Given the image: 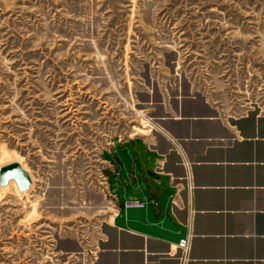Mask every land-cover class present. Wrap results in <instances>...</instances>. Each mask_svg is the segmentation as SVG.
Wrapping results in <instances>:
<instances>
[{
  "label": "rangeland",
  "instance_id": "rangeland-1",
  "mask_svg": "<svg viewBox=\"0 0 264 264\" xmlns=\"http://www.w3.org/2000/svg\"><path fill=\"white\" fill-rule=\"evenodd\" d=\"M190 95L264 116V0H0V264H95L109 141Z\"/></svg>",
  "mask_w": 264,
  "mask_h": 264
},
{
  "label": "crops",
  "instance_id": "crops-1",
  "mask_svg": "<svg viewBox=\"0 0 264 264\" xmlns=\"http://www.w3.org/2000/svg\"><path fill=\"white\" fill-rule=\"evenodd\" d=\"M187 98L151 133L109 141L115 208L95 264H264V116Z\"/></svg>",
  "mask_w": 264,
  "mask_h": 264
},
{
  "label": "water",
  "instance_id": "water-1",
  "mask_svg": "<svg viewBox=\"0 0 264 264\" xmlns=\"http://www.w3.org/2000/svg\"><path fill=\"white\" fill-rule=\"evenodd\" d=\"M164 118H166V116H164ZM12 177L16 178L21 189L27 188L29 186V183L31 182L29 173L22 167V165L18 161H12L10 163L4 164L1 167L0 182L2 184H6Z\"/></svg>",
  "mask_w": 264,
  "mask_h": 264
},
{
  "label": "built area",
  "instance_id": "built-area-1",
  "mask_svg": "<svg viewBox=\"0 0 264 264\" xmlns=\"http://www.w3.org/2000/svg\"><path fill=\"white\" fill-rule=\"evenodd\" d=\"M104 182H105V186H106V189H105V194L106 195H109L111 197H113L111 191H110V188H109V184H108V177L106 174H104ZM179 246L184 249L185 251L188 250L189 248V243H188V239H182L180 242H179Z\"/></svg>",
  "mask_w": 264,
  "mask_h": 264
},
{
  "label": "bare ground",
  "instance_id": "bare-ground-1",
  "mask_svg": "<svg viewBox=\"0 0 264 264\" xmlns=\"http://www.w3.org/2000/svg\"><path fill=\"white\" fill-rule=\"evenodd\" d=\"M31 178V177H30ZM11 179H15L16 180V178H14V177H12V178H10L9 180H8V182L6 183V184H8L9 183V181L11 180ZM17 181V180H16ZM1 183V182H0ZM18 183V182H17ZM30 184H31V182L29 183V186H30ZM18 186H19V184H18ZM29 186L27 187V188H25V189H22L23 191H25V190H27L28 188H29ZM20 188V187H19ZM21 189V188H20Z\"/></svg>",
  "mask_w": 264,
  "mask_h": 264
}]
</instances>
